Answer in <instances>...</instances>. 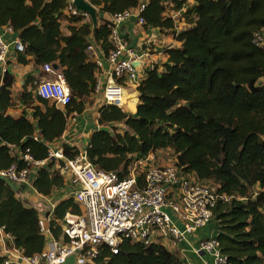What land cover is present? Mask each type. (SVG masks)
<instances>
[{"label":"trees","instance_id":"16d2710c","mask_svg":"<svg viewBox=\"0 0 264 264\" xmlns=\"http://www.w3.org/2000/svg\"><path fill=\"white\" fill-rule=\"evenodd\" d=\"M87 1L97 10L95 29L83 14L65 13V0H0V28L11 27L24 46L18 63L30 57L36 66L56 67L71 95V102L60 110L35 94V77L27 78L14 95V78L4 72L0 170L18 162L26 150L35 160L48 157L67 119L82 114L96 95L99 69L87 48L95 45L104 57L112 48L102 16L145 1L143 27L170 31L181 45L165 50L163 71L154 66L145 72L136 89L134 114L108 104L98 108L99 129L90 136L86 160L97 170L122 177L134 159L167 150L182 173L212 182L216 193L233 197L218 203L213 213L221 253L231 264H264V45L252 44L253 34L264 28V0H192L187 8V0ZM170 13H181L183 29L174 30ZM15 100L30 109V117L6 114ZM61 149L69 160L79 155L76 147L63 144ZM65 178L49 162L37 170L32 187L48 198L64 187ZM17 194L0 179V226L16 249L32 256L46 248L38 226L41 209ZM68 210L81 213L72 197L60 200L54 209L49 221L53 239L61 237L56 221ZM3 259L0 256V264ZM94 264L184 263L175 249L127 241L117 255L100 247Z\"/></svg>","mask_w":264,"mask_h":264},{"label":"built area","instance_id":"2783aa9c","mask_svg":"<svg viewBox=\"0 0 264 264\" xmlns=\"http://www.w3.org/2000/svg\"><path fill=\"white\" fill-rule=\"evenodd\" d=\"M73 1L65 0V13L76 16L81 12L74 8ZM144 8L145 1H141L135 8L107 16L106 19L112 48L104 58L110 71L106 84L102 86L98 81L95 92H102L105 104L120 109L127 105L125 85L138 81L133 62L139 58L137 52L129 47L120 28L130 18H135L139 26H144ZM176 14L171 13V17ZM175 24L176 31L178 23L175 21ZM13 33L11 27L0 28L2 66L6 65L11 50L17 54L24 53V46L18 38H6V34ZM252 44L255 47L264 45V28L253 34ZM87 52L93 53V46H89ZM90 56L93 60L94 56ZM93 62L98 69L102 67L100 60ZM6 70L2 69V74ZM41 71L46 77L38 82L35 94L62 108L67 106L71 95L62 76L50 64L41 66ZM49 162L69 177L71 197L81 213L65 211L62 219L56 221L61 237L53 239L49 221L53 218L56 204L54 200L40 196L49 207L48 214L41 215L38 221L48 247L40 253L25 256L15 248L12 237L0 226L4 245L1 264H65L71 256H74L73 264H94L100 247L117 255L127 241L178 250L188 237L207 228L218 203H227L233 198L216 193L195 176L182 173L172 163H158L152 153L134 159L126 174L120 177L116 173L97 170L86 160L85 154L69 160L61 148L50 146L46 159L35 160L26 150L19 155L18 162L0 170V179L15 185L32 186L37 170L45 168ZM193 252L201 260L207 258L205 264H231L221 253L216 237L199 238Z\"/></svg>","mask_w":264,"mask_h":264},{"label":"crops","instance_id":"0c3cea01","mask_svg":"<svg viewBox=\"0 0 264 264\" xmlns=\"http://www.w3.org/2000/svg\"><path fill=\"white\" fill-rule=\"evenodd\" d=\"M102 17L107 19V16L105 15ZM178 25L181 28V23ZM120 29L124 38L129 43V47L132 50H135V52H137L139 55L138 61L133 62V65H135L137 68L138 81L136 83H129L124 87L127 105L123 110L127 113L134 114L138 104V93L136 89L140 82L144 79L145 72L154 66H156L159 71H163L164 66L167 63V58L164 53L165 50L172 47H180L181 43L172 39L170 31L139 26L135 18H130L125 21ZM62 31L65 34L67 33L65 28ZM6 38L9 40L17 39V34H6ZM92 46L94 48V52L90 53V55L94 56L93 60L97 59L102 63V67L99 69L98 78L101 82V85L103 86L108 81V72L110 71V66L98 47L95 45ZM17 59L18 54L11 50L6 65H0V84L3 76L2 69L5 68L14 78L12 90L14 95H17L21 92L27 78L35 77L38 82L41 80V67L36 66L30 57L26 58L25 64L18 63ZM91 100V104L86 106L82 114L70 116L67 119V125L63 135L59 139L55 140L51 147L57 149L61 148L63 144H67L69 146L76 147L79 151V154H85L91 134L99 129V125L97 124L98 108L105 104L102 97V92L96 93V95ZM57 108L60 110L63 109L60 106H57ZM23 113L30 117L31 111L19 100H15V105L6 111L7 115L14 118L20 117ZM153 155L155 156L156 161L160 164L172 163L173 157L167 150L158 151ZM202 183L212 187L209 182L203 181ZM69 185V179L65 178L64 187ZM56 190L58 189H55V191ZM55 191L50 197L47 198V200H54L55 204L57 205L58 201L65 199V197L60 198L57 196L54 198L53 196ZM17 196L19 199L28 202L31 206L40 208L42 215L46 216L48 214V204L43 202L40 196L35 193V190L32 186H24V188L19 191ZM202 235H204V233H195L188 237L185 242L179 245L178 250L176 251H178V254L184 264H205L204 261L207 260V258L204 257L201 260L193 252V249L197 245V241L199 238H202ZM46 245L48 244L46 243ZM2 248L3 252H0V256L3 257L4 246Z\"/></svg>","mask_w":264,"mask_h":264},{"label":"rangeland","instance_id":"374dc122","mask_svg":"<svg viewBox=\"0 0 264 264\" xmlns=\"http://www.w3.org/2000/svg\"><path fill=\"white\" fill-rule=\"evenodd\" d=\"M191 3H192V0H187V6H186V8L187 7H190V5H191ZM170 15H171V13H170ZM178 24L179 23H181V28L179 27V25L177 26V29H176V31L177 30H180V29H183L184 27H185V24L183 23V19L181 18V13L179 14H176L175 15V17L173 16L172 17ZM181 19H182V21H181ZM260 82H262V83H264V80H261ZM124 109V108H123ZM122 109V110H123ZM172 161H173V158H172ZM210 184H211V186L213 187H211L213 190H215V185L212 183V182H209ZM72 187V186H71ZM70 187V185L69 186H65V187H63V188H60V189H58V190H56L55 191V194H54V198L55 197H60V198H63V197H65V198H67V197H71V191H72V188ZM63 200V199H62ZM59 202V201H58ZM200 233L202 234V233H204V235H202L201 237L202 238H213V237H215L216 236V233H217V229H216V226H215V224H214V222L213 221H211L210 223H209V225L207 226V228H205L204 230H202V231H200ZM2 238H1V236H0V252L2 253L3 252V246L4 245H2V240H1Z\"/></svg>","mask_w":264,"mask_h":264},{"label":"water","instance_id":"95a60500","mask_svg":"<svg viewBox=\"0 0 264 264\" xmlns=\"http://www.w3.org/2000/svg\"><path fill=\"white\" fill-rule=\"evenodd\" d=\"M73 6L78 12L85 14L90 19L93 29L97 27L98 20H97V10L95 7H93L86 0H74ZM54 70L56 71L57 68L54 67ZM4 181L16 193H19V191L24 188L23 185H15L9 182L8 180H4ZM73 262H74V256H71L66 259L65 264H73Z\"/></svg>","mask_w":264,"mask_h":264}]
</instances>
